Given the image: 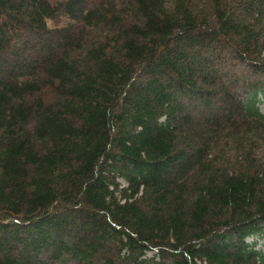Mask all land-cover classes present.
<instances>
[{
    "label": "trees",
    "instance_id": "obj_1",
    "mask_svg": "<svg viewBox=\"0 0 264 264\" xmlns=\"http://www.w3.org/2000/svg\"><path fill=\"white\" fill-rule=\"evenodd\" d=\"M261 102L264 0H0V264H264Z\"/></svg>",
    "mask_w": 264,
    "mask_h": 264
},
{
    "label": "rangeland",
    "instance_id": "obj_2",
    "mask_svg": "<svg viewBox=\"0 0 264 264\" xmlns=\"http://www.w3.org/2000/svg\"><path fill=\"white\" fill-rule=\"evenodd\" d=\"M259 111L264 114V102L259 103L258 105ZM253 238H248L247 241H251ZM261 245L258 244L257 248H260Z\"/></svg>",
    "mask_w": 264,
    "mask_h": 264
}]
</instances>
